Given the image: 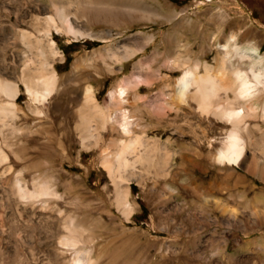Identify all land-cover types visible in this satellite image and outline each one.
Listing matches in <instances>:
<instances>
[{"label":"rangeland","instance_id":"obj_1","mask_svg":"<svg viewBox=\"0 0 264 264\" xmlns=\"http://www.w3.org/2000/svg\"><path fill=\"white\" fill-rule=\"evenodd\" d=\"M53 1L0 0V61L27 48L57 72L36 84L44 103L18 78L12 113L0 111V189L18 178L31 192L0 217L4 239L14 237L32 264H264V173L250 170L252 157L264 161V92L244 101L245 153L230 163L215 158L233 126L217 105L242 102L208 78L182 100L176 82L197 63L199 73L219 66L232 33L230 43L264 66V0H140L128 20L81 17L76 34L35 9ZM125 80L126 100L110 99ZM134 136L140 142L118 157Z\"/></svg>","mask_w":264,"mask_h":264},{"label":"bare ground","instance_id":"obj_2","mask_svg":"<svg viewBox=\"0 0 264 264\" xmlns=\"http://www.w3.org/2000/svg\"><path fill=\"white\" fill-rule=\"evenodd\" d=\"M72 6L74 7L73 9ZM140 6V0H54L51 2V7L47 8L46 6L35 4V9L46 14L45 16L48 17L52 23L56 24L59 21L66 32L69 31L76 34L83 33L75 27L76 21L81 17L85 16L88 19V17L94 15L97 18L103 17L110 21L113 16L118 17L122 15L128 20L133 16L129 10H134L133 12L136 14ZM55 26L59 27L57 24ZM89 33L91 32H88V34ZM233 38L234 34L232 33L229 37L224 39V43L219 45L220 52L222 53L219 66L215 67L206 64L204 65L205 72L199 73L197 72V63L195 67L188 68L181 75L177 76L176 82L177 94L182 100L186 97L191 85L196 86L198 89L207 78L211 81L213 87L219 88L226 94H228V89L233 90L235 100L241 101L242 103L232 108L225 107L219 103L217 105L219 113L225 115L226 119L230 120L233 126L226 135L225 144L217 150L215 158L217 157L218 160L224 162L239 163L243 158V153H245L246 142L240 133L238 121L246 115L248 107L244 101L257 97L260 92H264V66L260 65L261 60H256L254 55L240 50V46L236 41L230 43V39L232 40ZM51 42L54 43V39H52ZM38 43L39 41H36V47L40 48V44ZM5 46L6 44L2 41L0 45L1 50L4 51ZM233 53L238 56L235 60L232 59ZM126 56L127 55H124V57ZM9 58L11 60H9L10 62L6 61L5 57L0 61V95L4 94L11 98L8 104L0 103V111L4 115L10 112L12 113L11 109L7 108H9V105L10 107L13 106L14 99L18 95V78L22 79L25 83L26 89L32 97V100L41 104L45 102L47 93L39 91L36 86L37 82L49 85L50 83H54L55 79H57L56 70L54 68H45L41 63L37 65L35 56L31 50L27 48L17 51L16 54L9 56ZM32 67H34V71H31ZM17 71H21L20 77L16 75V73H18ZM229 72L232 77H229ZM9 76L13 78H9ZM128 82L130 81L125 80L124 83H120L117 87L111 89L108 94L110 99L117 96L121 100H126L124 95L126 94ZM205 94L209 96L210 92H206ZM201 101L203 100H200V102ZM262 108V114L264 116V103ZM112 117H115V115ZM132 119L133 118H131L125 108L120 110L119 121L122 126V132H129L130 126L133 125ZM136 142H140V138L137 136L123 141L120 151L118 152V157L122 158V153L125 152L126 149L131 148ZM0 154L3 158H7L3 149H0ZM107 165L108 168L112 170L119 169L122 166L120 162L117 165H113L109 160L107 161ZM258 169L264 173V161L262 162L252 157L250 170L255 172ZM0 193V197L5 199L6 206L10 211L9 214L7 212H2L0 217L4 215L9 216L13 212H19L24 205L23 201L31 196V192L20 185L18 178L10 181L7 187L3 186V188L0 189ZM67 240L70 244L74 243L76 239L74 236H69L66 241ZM64 241L65 240H63V242ZM0 256L2 257L0 259H3V261L0 260V264H16L17 259V261L20 259V263L17 264H32L33 261H31L30 253L21 252L19 250L17 241L14 237L9 236L4 239L2 234H0ZM77 261H80V259L78 258Z\"/></svg>","mask_w":264,"mask_h":264},{"label":"trees","instance_id":"obj_3","mask_svg":"<svg viewBox=\"0 0 264 264\" xmlns=\"http://www.w3.org/2000/svg\"><path fill=\"white\" fill-rule=\"evenodd\" d=\"M69 61V57H67V59H66V62H68Z\"/></svg>","mask_w":264,"mask_h":264}]
</instances>
